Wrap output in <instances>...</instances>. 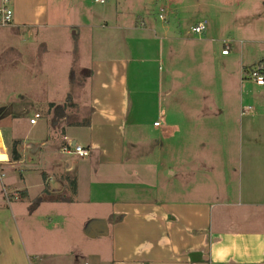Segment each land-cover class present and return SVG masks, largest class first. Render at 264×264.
<instances>
[{"label": "crops", "instance_id": "0c3cea01", "mask_svg": "<svg viewBox=\"0 0 264 264\" xmlns=\"http://www.w3.org/2000/svg\"><path fill=\"white\" fill-rule=\"evenodd\" d=\"M50 1L12 0L13 21L10 25L16 27L21 36L24 35L22 34L23 29H34L35 35H32L34 38L32 41H35V45L40 47L43 45L45 49L49 48L47 41L44 38H38V30L48 31L49 28L64 26L67 23L58 22V14L52 16ZM172 1L174 2V0ZM170 2L171 0H165V3L160 5V11L169 13L174 10V6ZM174 5H176V10L178 6L175 2ZM80 9L81 12L85 11L83 5H80ZM85 13L87 20L81 23L71 21L65 25L75 27L76 29L73 31L75 34L80 33L79 28L85 29L83 36L80 34L76 41L75 48L74 46L68 48V52H72L73 58H78L77 51L79 57L83 55L81 51L84 47L81 40H86L85 34L92 38L95 33L107 32L105 29H117L123 34L122 39L117 42L112 41L111 37L101 38V41H97L98 53L89 56L88 61L84 63L85 66H81L79 61L72 65L69 64L71 82H74L77 70L83 77L79 85L87 83L86 81L89 85V98L85 104L87 105L85 112L89 115L87 118L80 116L78 119H71L70 123L86 125L89 136L88 144L84 147L88 149L89 157L84 161H87L88 166L95 171L83 170V172L80 165L83 161L66 159L62 160L60 164L57 158L50 156L44 157L39 162L33 160V165L29 169L34 173L41 171V177L36 178L34 185L40 190L35 196V202H30L26 206V209L30 211L28 214L22 211L21 206L16 205L19 220L23 221V226H25L23 230L20 228L22 223L20 224V221L18 222L16 219L15 206L13 209L12 205L14 202L17 204L21 200H29L30 183L25 177L22 181L15 183V176L7 175L8 182H5V185L2 184L7 190V199H12V203L9 202L6 206L0 207V264H31V259L35 258H39V262L41 261L43 264H66L68 260L60 259V256L65 255V252H70L69 249L76 248L77 242L79 239H84L82 236L85 234L92 238L103 235L108 237L111 264H264V148L260 150V146L264 147V106L259 111L249 105L239 106V115L242 118H239V124L234 129V133L237 130L239 140H245L249 154L243 168L244 180L242 151L236 157L229 153L206 156L204 160L195 159V161H203L206 164L205 169L201 172L204 175V184L197 186L199 190L191 191L185 186L179 189L183 192H179L175 188L169 197L163 195L157 202H150L148 200H132L125 195H116L115 193L122 192L116 189H126L125 186L118 185L114 187V195L111 194L114 199L110 211L102 212L107 199H94L92 194L94 188L88 183L97 174L94 163L99 161L117 167L124 163L127 128L130 119H133L132 111L134 110L132 89H136V92L140 94L137 97L138 111L141 112L140 120L144 116L143 110L146 113V109L149 107L148 103L154 99L157 115L149 117L148 121H142L155 128L161 127L163 130L168 128L171 118L166 115L164 110H160L158 103L160 88L167 84L168 89H174L177 68L174 60L164 70L161 69V63L171 51L165 49V41H169L168 49L172 47L171 40L182 37L174 34V31H172V35L168 36L170 29L166 25L160 27L162 34H158L153 24L143 19L135 26L132 22L114 25L107 22L100 24L95 22L93 19L95 15L90 10ZM102 15L104 17V12ZM161 15H159L160 18ZM60 16H67L65 8L60 9ZM147 22L151 25H146ZM205 30L206 26L203 32ZM207 39L215 40L214 37H204L199 38L198 41ZM131 40H136L138 44L132 45ZM220 41L224 44L223 49L229 47L228 53H222L223 55L228 56L231 52L234 54L238 52L242 56L241 50L239 51L230 40L220 37ZM15 45L20 47L18 39L13 42V48H16ZM92 45H94V41H90L89 47ZM136 47H141L142 51L140 52ZM17 51L19 54L21 53L20 50ZM192 57L196 58L191 61L207 62L206 55ZM240 61H242L241 57ZM251 65L253 63L241 64L240 85L248 83L246 78L254 81L250 77L251 70L248 73L243 70V66ZM38 70H41V67H38ZM35 72L30 75L33 80L44 81L49 78L48 73L37 74V71ZM134 78L138 81L136 87L133 84ZM221 88L222 91L227 88V79H222ZM249 93L252 92L249 91ZM69 94L71 96V93ZM48 103L54 106V102L49 101ZM245 109L251 110L245 113ZM19 112L20 109L15 108L11 100L5 95H0V166L2 169H10L17 163H26L29 148H33L30 151L31 158L40 157V155L37 156V152L42 150L40 145H48L42 140L28 143L21 138L13 137V133L5 134L7 129L14 127ZM36 112L38 111L31 114L29 118V123L34 126L38 124V120L31 123L30 119ZM206 113L219 120L217 128H222L220 134L226 137L229 134V111L219 105V107L207 108ZM245 116L259 118L255 121L252 119L244 121ZM64 118L66 119V117ZM65 119L57 121V125H62ZM87 119L89 123H87ZM156 121L160 123L155 125ZM32 127L29 131L33 129ZM209 127L211 128V126ZM63 133L66 134L65 131ZM14 140L20 141L17 144V150L20 153L18 160L11 158ZM73 141H70L69 138L65 139L62 146L64 148L71 147L74 145ZM62 148L59 149L60 152H63ZM223 150L225 151V149ZM214 161L219 163L214 165ZM236 162L240 168L238 172L235 168ZM175 173L172 171L169 176L172 177ZM236 173L239 174L237 185L235 183ZM112 175H116L117 180L123 176L118 172H113ZM183 175L194 178L196 170L186 169ZM72 179L76 182L74 194L69 186ZM45 183L48 184L49 192L46 195L42 192ZM67 187L70 189L71 195H74L72 199H70V195H62L64 198L60 197ZM128 189L132 191V188ZM169 189L171 186L165 185L163 192L169 191ZM20 191H25L27 196L19 197L17 201L14 200ZM8 193H11L12 197ZM41 195L42 197L39 198ZM33 203H36V206H33ZM41 203L49 205L47 206L49 211L45 213L48 221L37 223L32 228L33 217L31 216L36 214V211H32L39 209L40 206L37 205ZM77 205L78 207L75 208ZM5 208L10 209L11 212L7 213V210L4 212ZM87 208L90 210L84 213H80L78 210ZM51 211L53 212L52 217ZM7 215H10V221L2 217ZM95 220H104L108 233L89 235L90 224ZM69 224H73L74 231L71 235L68 234ZM13 226L17 230L16 233L11 231ZM62 226H67L64 229L67 230V233L62 231ZM42 227H44L43 231ZM82 249L85 252V246ZM91 251L92 248L89 249V252ZM98 252L99 249H96L94 252L96 255L93 254L94 263L100 260Z\"/></svg>", "mask_w": 264, "mask_h": 264}, {"label": "rangeland", "instance_id": "374dc122", "mask_svg": "<svg viewBox=\"0 0 264 264\" xmlns=\"http://www.w3.org/2000/svg\"><path fill=\"white\" fill-rule=\"evenodd\" d=\"M174 2L178 6L176 10ZM174 2L172 0L170 2L174 6V10L167 13L160 11V5L165 3V0H106L104 4L95 0L50 1L52 16L58 14L57 21L63 24L71 21L81 23L87 20L85 12L90 10L95 15L93 19L96 23L107 22L114 25L132 22L135 26L143 19L150 21L158 34H162L160 27L166 25L170 29L168 36L172 35V31H174V34L182 37L171 40L172 47L168 49L169 41H165V49L171 51L161 63V69L164 70L174 60L177 68L174 89H168L167 84L160 88L158 103L160 110H164L166 115L171 118L168 128L163 130L161 127L155 128L148 125L147 122H143L148 121L149 117L157 115L154 99L148 103L149 107L146 109V113L143 110L144 116L141 118L143 121L140 120L141 112L138 111L137 103V97L140 94L136 92V89H132L134 110L132 111L133 119H130L127 128L124 163L119 167L99 161L94 163L97 174L88 183L94 188L92 191L94 199H107L102 212L110 211L114 199L112 196L114 187L118 185L125 186L126 189H116L122 191L121 193L114 192L116 195H125L132 200H148L150 202H157L163 195L169 197L175 188L179 192H183L179 189L185 186L191 191L199 190L197 186L204 184V175L201 172L205 169L206 164L203 161H195V159L204 160L206 156L229 153L236 157L242 151V175L244 174L243 168L249 157L247 145H245V140H239L237 130L234 133V129L238 127L239 118H242L239 115V106L249 105L259 111L264 106V84L258 85L246 78L248 83L244 84L245 86L240 85L239 72L241 64H257L260 59L264 58V0H174ZM80 5H83L85 11H80ZM63 8L66 9L67 16H60V9ZM160 14L163 15L161 18ZM164 16L165 19H163ZM202 22H205L206 30L200 33L194 31L193 27ZM65 25L49 28L48 31L38 30V38H44L47 41L49 48L46 49L43 45L40 47L35 45V41H32V39L34 40L32 35H35L34 29H23L22 34L24 35L21 36L16 27H12L10 24L0 25V95H5L13 102L15 108L20 109L14 127L7 129L5 134L13 133V137L21 138L28 143L42 140L48 144L47 146L40 145L42 150L37 152V156L40 155V157L31 158L30 151L33 148H29L26 163H17L10 169H2L0 166V207L6 206L9 202L12 203V199H7V190L3 186L5 182H8L7 175H14L15 183L22 181L24 177L30 183L29 200H21L17 204L14 202L12 205L13 209L15 206L16 219L18 222L20 221V224L22 223L20 226L22 230L25 226H23V221L19 220L16 205L21 206L22 211L28 214L30 211L26 209V206L35 200V196L40 190L34 185L36 178L41 177V171L34 173L29 169L33 165V160L39 162L44 157L50 156L57 158L60 164L62 160L66 159L83 161L80 163L82 171H95L88 166L87 161H84L89 157L88 155L79 156L73 152L59 151L63 147L65 139L69 138L70 141L75 140L77 144L86 146L89 136L85 124L70 123L71 119H78L80 116L88 117L89 114L85 112L87 107L85 104L89 98V85L88 81L79 85L83 77L77 70V74L75 72L76 81L74 79V82H71L69 64L72 65L79 61L81 66H85L84 63L88 61V57L98 53L97 41H101V38L111 37L112 41L117 42L122 39L123 34L117 29H109L112 32L105 29L107 32L95 33L92 38L85 34L86 40H81L84 47L81 51L83 55L79 57L77 51L78 58H73L72 52H68V48L73 46L75 48L76 41L80 34L83 36L85 29L81 27L79 28L80 33L75 34L73 33L75 27ZM146 25L151 24L147 22ZM204 37H214L215 40L198 41L199 38ZM220 37L235 44L237 49L241 50L242 56L238 52L235 54L231 52L228 56L223 55L221 50L224 44L220 41ZM17 39L21 45L20 47L15 45L16 48H13V42ZM90 41H94V45L89 47ZM130 43L134 46L138 44L136 40H131ZM136 48L140 52L142 51L141 47ZM17 50H20L21 53L19 54ZM199 55H206L207 62L191 61L196 58L192 56ZM240 57L242 61H240ZM38 67H41V70H38ZM35 71L37 74L48 73L49 78L44 81L33 80L30 75L36 73ZM222 79H227V88L224 91L221 88ZM133 84L135 87L137 86L136 78H134ZM69 93H71V98H67ZM49 101L54 102V106L49 105ZM219 105L229 111V134L226 137L220 134L222 128H217L219 120L206 113L207 108L219 107ZM250 110L245 109L244 112ZM35 111L41 113L42 116L37 118L38 124L34 126L29 123V118ZM61 113L64 114L60 115ZM258 118L245 116L243 120L252 119L255 121ZM62 119H65L64 123L57 125V121ZM31 126L33 129L29 131ZM28 133L29 135H27ZM263 148L260 146V150ZM218 163V161L213 162L214 165ZM215 168L218 169L217 166ZM235 168L238 172L240 169L238 163ZM186 169H195L196 177L189 178L187 175H183ZM172 171L176 173L170 177L169 174ZM113 172H118L123 176L117 180V176L112 175ZM238 176L239 174L236 173V185ZM165 185H170L171 189L163 192ZM128 188H132V191H129ZM61 195L74 196L71 195L68 187ZM14 198L17 201L19 197L15 196ZM33 204L36 206V203ZM37 206H40L39 209L32 211H36V214L31 216L33 217L32 228L37 223L48 221L45 213L49 211L47 207L49 205L41 203ZM4 210H7V213L11 212L10 209L5 208ZM78 210L80 213H84L88 212L90 208ZM52 213L51 211V217ZM2 217L10 221V215ZM72 225L69 224V235L74 231ZM62 227V231L67 233V230H64L67 226ZM43 229L44 227H42V231ZM11 231L17 232L14 226ZM85 235L82 236L84 239L76 240V242L78 241L76 248L69 249L70 252H65V255L60 256V259H67L66 264H93V254L96 249H99L98 259L100 260L95 263L111 264L108 237L103 235L92 238ZM84 246L85 252L82 249ZM91 248L92 251L89 252ZM31 264L43 263L39 262V258H35L31 259Z\"/></svg>", "mask_w": 264, "mask_h": 264}, {"label": "built area", "instance_id": "2783aa9c", "mask_svg": "<svg viewBox=\"0 0 264 264\" xmlns=\"http://www.w3.org/2000/svg\"><path fill=\"white\" fill-rule=\"evenodd\" d=\"M102 3L105 0H97ZM13 21V8H12V0H0V25H7L11 24ZM205 29V22L199 23L193 27V30L196 32H201ZM229 47H226L222 50V53H228ZM250 77L257 83V84H264V63L257 64L251 69ZM40 117V113L36 112L34 117L30 119L31 123H35L37 118ZM160 122H154L155 125H158ZM65 152H74L79 156H85L89 153L88 149L82 145L74 144L72 148L65 147Z\"/></svg>", "mask_w": 264, "mask_h": 264}, {"label": "trees", "instance_id": "16d2710c", "mask_svg": "<svg viewBox=\"0 0 264 264\" xmlns=\"http://www.w3.org/2000/svg\"><path fill=\"white\" fill-rule=\"evenodd\" d=\"M258 63H259V64H260V63H264V58L260 59V60L258 61ZM258 63H257V64H258ZM253 65H255V64H253ZM253 65H251V66H243V70H244V72H245V73H248L251 69H253ZM248 68H250V69H248ZM67 98H71L70 94L67 96ZM87 123H89V120H88V119H87ZM19 142H20L19 140H14L13 143H12L11 158H12L13 160H18V159H20V153H19L18 150H17V144H18ZM69 186H70V189H71L72 194H74L75 191H76V182H75L74 179L70 180V182H69ZM42 192H43L45 195H46L47 193H49V192H48V184H47V183H45V185H44V189H43ZM19 193H20V194H18V197H20V198H24V197L27 196V194H26L25 191H24V192H23V191H20ZM8 195H9L10 197H12L11 193H8ZM42 195H43V194H42ZM42 195H41L39 198H41ZM45 195H44V196H45ZM60 197H61V198H64L62 195H61ZM57 199H58V197L56 198V200H57ZM70 199H72V196H70Z\"/></svg>", "mask_w": 264, "mask_h": 264}, {"label": "water", "instance_id": "95a60500", "mask_svg": "<svg viewBox=\"0 0 264 264\" xmlns=\"http://www.w3.org/2000/svg\"><path fill=\"white\" fill-rule=\"evenodd\" d=\"M72 144H75L73 141ZM90 231L88 232L89 235H94L95 233L106 234L108 233V229L106 226V222L104 220H95L90 224Z\"/></svg>", "mask_w": 264, "mask_h": 264}]
</instances>
